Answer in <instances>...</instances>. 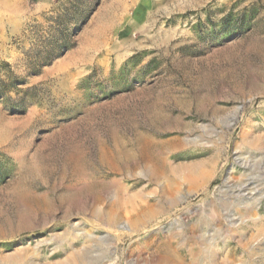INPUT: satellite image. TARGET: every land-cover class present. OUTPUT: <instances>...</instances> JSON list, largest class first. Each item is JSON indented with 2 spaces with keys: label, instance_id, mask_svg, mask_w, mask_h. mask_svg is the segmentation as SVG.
<instances>
[{
  "label": "rangeland",
  "instance_id": "obj_1",
  "mask_svg": "<svg viewBox=\"0 0 264 264\" xmlns=\"http://www.w3.org/2000/svg\"><path fill=\"white\" fill-rule=\"evenodd\" d=\"M0 264H264V0H0Z\"/></svg>",
  "mask_w": 264,
  "mask_h": 264
},
{
  "label": "bare ground",
  "instance_id": "obj_2",
  "mask_svg": "<svg viewBox=\"0 0 264 264\" xmlns=\"http://www.w3.org/2000/svg\"><path fill=\"white\" fill-rule=\"evenodd\" d=\"M85 235H86L87 237H90L91 233H85Z\"/></svg>",
  "mask_w": 264,
  "mask_h": 264
}]
</instances>
